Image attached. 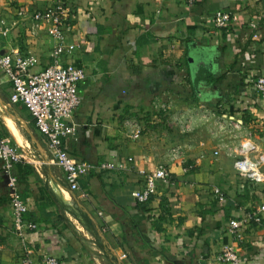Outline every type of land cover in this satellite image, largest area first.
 <instances>
[{
  "label": "crops",
  "instance_id": "crops-1",
  "mask_svg": "<svg viewBox=\"0 0 264 264\" xmlns=\"http://www.w3.org/2000/svg\"><path fill=\"white\" fill-rule=\"evenodd\" d=\"M53 2L0 0V18L19 20L10 39L0 37L4 50L33 54L39 69L51 64L48 25L39 23L33 33L30 19L22 20L17 12L24 7L45 9ZM70 2L74 20L66 42L76 47L61 61L82 66L86 78L79 84L82 102L73 118L80 126L68 141L69 154L76 161L122 160L128 166L85 176L81 189L71 191L46 154L47 140L38 137L46 159L31 147L14 113L9 115L0 104V120L16 144L41 164L37 168L31 163L35 174L28 178L29 211L36 208L40 181L54 200L47 212L62 215L67 224L61 232L45 222H34L38 230L19 231L0 162V264H42L46 255L58 257L60 264H91L97 260L92 251L107 262L110 251L102 239L100 245L90 244L92 249L86 242L92 225L88 213L116 248L113 236L118 253L141 264H219L217 255L227 243L238 247L245 264H264V224L248 225L238 242L228 231L231 219L264 201V181L248 180L234 167L238 148L248 138L258 155H264V97L235 77L239 71L243 77L264 72V0H195L191 5L187 0ZM219 9L233 14L225 29L210 18ZM255 32L259 39L253 37ZM0 91L9 103L12 84L1 70ZM236 121L242 122L240 130L232 125ZM136 129L141 134L133 138ZM175 146L181 148V159L174 158ZM160 163L171 169L176 183H159L148 202H137L133 192L145 181L140 170ZM190 163L195 167L187 170ZM216 187L224 193L223 200L216 198ZM80 199L82 209L76 208ZM64 208L83 224L76 228L81 238ZM92 231L100 237L93 226ZM123 236L136 245L124 250L119 246Z\"/></svg>",
  "mask_w": 264,
  "mask_h": 264
},
{
  "label": "built area",
  "instance_id": "built-area-1",
  "mask_svg": "<svg viewBox=\"0 0 264 264\" xmlns=\"http://www.w3.org/2000/svg\"><path fill=\"white\" fill-rule=\"evenodd\" d=\"M71 0H54L45 9L30 11L24 7L18 10L17 15L22 19H30L32 32L36 33L39 23L48 25V33L53 40L52 62L45 68L39 69L37 58L33 54H23L19 49L10 48L4 50L0 45V70L12 84V92L9 103L25 106L35 122L36 129L47 140L46 154L61 170L68 188L71 191L81 189L80 180L90 174L100 173L106 170L127 169V164L122 160L94 163L87 160L76 161L69 154V139L77 133L79 123L74 118V112L81 105L79 84L86 78L85 69L71 63H62L64 54L70 53L76 47L75 44L66 42V32L72 29L74 9ZM193 4L195 0H187ZM211 20L217 28L225 29L234 19L231 10L219 9L211 15ZM19 25V20L13 23L0 18V37L10 39L14 30ZM253 29H257L258 23L253 20ZM255 39H259L258 32L254 33ZM3 51L5 53H3ZM245 83L251 84L254 89L264 97V72L250 73L246 76ZM237 130L242 128V122H232ZM183 131L187 130L185 124L181 125ZM140 129L132 134L138 138ZM174 158L181 159V148L175 146ZM218 151H215L217 154ZM24 155L30 159L25 153ZM33 160H29L32 163ZM132 158H128V162ZM0 162L1 170L7 177V186L12 208L13 221L16 228L21 231L38 230V225L25 220V214L29 211V203L23 197L19 181L15 175V167L23 162V155L18 147L13 145L10 138L0 137ZM194 164L187 165L186 169H193ZM234 167L238 173L256 183L264 181V155H258L257 146L251 139L241 142L238 148ZM145 181L141 188L133 192L135 200L146 203L151 196L157 193L158 184L173 186L176 183L173 172L165 164L160 163L152 170H140ZM217 199L223 200L224 193L219 188H214ZM255 223L264 224V201L243 214L231 219L228 231L235 241H241L248 225ZM1 249V246H0ZM219 264H245L238 247L233 243L224 244L217 255ZM30 264V262H27ZM42 264H60L58 257L46 255Z\"/></svg>",
  "mask_w": 264,
  "mask_h": 264
},
{
  "label": "trees",
  "instance_id": "trees-1",
  "mask_svg": "<svg viewBox=\"0 0 264 264\" xmlns=\"http://www.w3.org/2000/svg\"><path fill=\"white\" fill-rule=\"evenodd\" d=\"M235 77L237 80H239V82L241 80L245 81V78H246V77H243V75L240 71L237 72ZM15 106H16V108H18V110L21 113H23V116L30 123V125L34 127L35 122H34L32 116L29 115L28 113H26V107L23 106L22 104H17ZM0 137L10 138L13 145L17 146L16 142L12 138L7 127L4 125V123L1 120H0ZM18 149L21 152V154L23 155V162L16 165V167H15L16 172H14V173L18 178L19 186H21V185L25 186V188L21 192H22L23 197L27 198L28 193H30V191H31L28 178L30 175L35 174V168L29 162L28 158L24 155V152L20 149V147H18ZM188 170H191V169H188ZM40 183H41L40 181L37 182L38 193L36 195V208L31 210V212L28 211L25 214V220H27L29 222H45L47 224L50 223L51 228L56 229L58 232H61L63 229L67 228V224H65V218L60 214H56L54 212H47V208L50 207L52 204H54V200H53L51 194L49 193V191L45 187H43L42 184H40ZM153 196H151V198ZM60 223H63V227L59 226ZM122 240H123V242L119 243L120 247H122L124 250L126 249V245L131 247V241L128 237L123 236ZM124 244H125V247H124ZM129 260L132 264H141L140 262H138L139 260H137L135 258L131 257V258H129Z\"/></svg>",
  "mask_w": 264,
  "mask_h": 264
},
{
  "label": "rangeland",
  "instance_id": "rangeland-1",
  "mask_svg": "<svg viewBox=\"0 0 264 264\" xmlns=\"http://www.w3.org/2000/svg\"><path fill=\"white\" fill-rule=\"evenodd\" d=\"M63 57V56H62ZM0 93H1V91H0ZM7 99V98H6ZM27 112V111H26ZM28 113V112H27ZM30 125V124H29ZM18 126H19V128H20V130H21V132L23 133V135L26 137V138H28L27 137V135H26V133H25V131H24V129L18 124ZM30 128L33 130V132H34V134L37 136V137H41V134H39L40 132H38V130L36 129V127L34 126H31L30 125ZM44 138V137H43ZM40 141V140H39ZM42 144V143H41ZM17 145V144H16ZM18 146V145H17ZM19 147V146H18ZM31 147L35 150V152H36V154L37 155H40V152L38 151V150H36L35 148H34V146H33V144H31ZM24 152V151H23ZM25 153V152H24ZM26 154V153H25ZM30 160V159H29ZM32 164L34 165V166H36L37 168H40L41 166V164L39 165L38 163H37V161L36 160H33L32 161ZM240 175V174H239ZM21 190V189H20ZM85 197H87V196H84L83 198L85 199V200H87V198H85ZM72 198V197H71ZM83 202L84 201H82V199H80V202H78V201H76L75 200V203H76V208H78V209H82L83 208V206H82V204H83ZM64 212H65V214H67V216H69V222L71 223V226H73V228H74V230L77 232V234L79 235V232L76 230V228H77V225H83V224H81L80 222H78V221H76L74 218V214H71V211H69L67 208H64ZM69 214V215H68ZM91 216L93 217V218H89L90 219V223L92 224L91 225V228H90V230H91V234H88L86 237H85V239H86V242H87V244H88V246L90 247V244H95L94 242L96 241L97 242V244L98 245H100V239H102V238H100L101 236H100V234H99V232H98V230H97V228H96V226H95V223L93 222V219H94V215H92L91 214ZM90 216V217H91ZM71 218L72 219H74V222L72 223V220H71ZM92 226L94 227V230L97 232V234L100 236V237H98L97 235H95L94 233H93V231H92ZM85 228H84V230H88L87 229V227L86 226H84ZM80 236V235H79ZM112 237V239H113V245H116L115 247L117 248L118 246H117V243H116V241L114 240V238H113V236H111ZM80 238H81V236H80ZM131 245H133V246H135L136 244L135 243H132ZM114 247V246H113ZM91 248V247H90ZM115 248V249H116ZM92 249V248H91ZM118 249V248H117ZM136 249V248H135ZM132 250V249H131ZM137 250V249H136ZM93 253H94V255H95V257L97 258V260H96V262H94V263H91V264H116L115 263V260H114V258H113V254L110 252V257H109V259L107 260V262H104V260H102V259H99V257H98V255L100 256V253L99 252H94V251H92ZM133 252V251H132ZM136 251H134L133 252V254L131 253V255L132 256H136V253H135ZM119 256H122V258H124L125 260H127L128 262L130 261L129 260V258L126 256L127 254L126 253H123L122 251H119ZM125 260H124V262H125ZM126 263V262H125Z\"/></svg>",
  "mask_w": 264,
  "mask_h": 264
},
{
  "label": "water",
  "instance_id": "water-1",
  "mask_svg": "<svg viewBox=\"0 0 264 264\" xmlns=\"http://www.w3.org/2000/svg\"><path fill=\"white\" fill-rule=\"evenodd\" d=\"M6 51V50H5ZM3 53H5L3 51ZM0 104L3 106V108L6 110V112L11 115L12 112L14 113L13 117L17 124H19L25 131L28 139L30 140V143L33 144L34 148L38 150L41 154L45 155V158L47 157L45 154V150L43 149V146L41 142L39 141L38 137L34 134L33 130L30 128V125L28 121L21 115L19 114L15 108L11 106L10 103H7L2 96L0 95ZM11 112V113H10ZM47 159V158H46ZM48 161V160H46ZM86 210V209H85ZM87 211V210H86ZM88 212V211H87ZM89 216H91L90 213H88ZM90 218H93L92 216ZM96 228L102 238V241L104 243V248H106L108 251H110L113 254V258L115 260L116 264H126L122 258V256H119L117 250L112 246V244L109 242V240L106 238V236L103 234L101 229L99 228L98 225H96Z\"/></svg>",
  "mask_w": 264,
  "mask_h": 264
}]
</instances>
